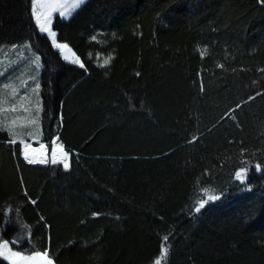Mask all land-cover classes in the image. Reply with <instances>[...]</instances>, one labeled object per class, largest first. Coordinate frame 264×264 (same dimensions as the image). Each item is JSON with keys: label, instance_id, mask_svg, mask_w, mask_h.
<instances>
[{"label": "trees", "instance_id": "1", "mask_svg": "<svg viewBox=\"0 0 264 264\" xmlns=\"http://www.w3.org/2000/svg\"><path fill=\"white\" fill-rule=\"evenodd\" d=\"M51 29L84 68L39 32L31 0H0V54L28 44L41 63L0 56V98L40 84L31 112L0 113V241L54 264H264V4L86 0ZM37 99L38 141L51 153L59 137L68 170L8 143L5 116L23 124ZM205 188L221 199L197 213Z\"/></svg>", "mask_w": 264, "mask_h": 264}, {"label": "snow or ice", "instance_id": "2", "mask_svg": "<svg viewBox=\"0 0 264 264\" xmlns=\"http://www.w3.org/2000/svg\"><path fill=\"white\" fill-rule=\"evenodd\" d=\"M86 2V0H72V3L74 4L73 11L76 8H79L81 5H83ZM261 4H264V0H260ZM67 9V3L66 0H31V17L35 21V25L39 29L40 33H47V36L51 38V43L53 48H57L60 50V54L63 57L64 60L69 61L72 64H78L81 68H84L85 65L80 61L78 57H76L74 54L70 57L68 54H66L67 50L68 52H71V49L68 48L67 44L64 43H58L57 42V34L52 31L50 28V25L52 23V17L53 14L58 12L60 17L67 19L69 16V12L66 11ZM15 47V46H14ZM27 47V45L25 46ZM203 56V53H201ZM111 57H109L107 60L104 61L105 64L109 62ZM36 68L37 71L39 70V57L36 58ZM218 67H222V65H217ZM260 71H264V69H261ZM2 74V73H0ZM33 81L35 82V87L32 89L33 93L37 94L39 96V90H40V84L36 80V77H32ZM4 88L11 89V98L15 99L18 95V91L15 87L5 84ZM203 91V87L201 88ZM261 93H257V95H260ZM249 99H254V97H249ZM9 103V97L8 94L5 93V96L3 98H0V113H9V112H16L19 109H22L25 112H31L32 108L27 106L31 104V101L28 99L27 96H20L19 101L17 103L12 104L11 107H4L3 105ZM239 105H237V108ZM42 112V107L40 106V101L37 99L36 106H35V116L29 117L27 120V123L30 125L35 126V131L28 133L29 136H35V135H41V129H40V113ZM235 119V117H232ZM5 124H6V131L10 137L8 140V143L10 144H16L17 143V137H19V144L22 145V155L23 159L30 165L35 164H46L48 163V160L46 158V147L43 143L40 144L39 148H33L31 144L27 143L25 141L24 132L18 131L17 129H23L24 125L20 124L18 119H12L10 123H7V116H5ZM243 151V150H242ZM51 163L53 165H56L57 163H62L65 170L69 169V153L65 151L64 145L59 143V137L52 140L51 144ZM243 163V161H242ZM255 169L257 172H262L264 169H262V166L258 163L255 165ZM247 175H248V169L241 167L238 168L235 171V177L234 179L236 181H239L241 184H245L247 181ZM247 190H251L248 188ZM203 192L206 196V199H201L197 201V206L195 207L194 211L199 213L201 209L205 208V205L209 202H215L221 197L219 195L209 194V191L207 188L203 189ZM25 196H27V192L24 193ZM33 204L36 203V201H32ZM98 215L97 213H93V216ZM43 219V217H41ZM168 237H165V240H167ZM18 241H8V240H2L0 241V260L3 262H7V264H54L53 258L50 257L49 251H32L31 254H26L25 252H22L20 250H13V247H10L11 245H16ZM168 253V249L161 247V255L166 256ZM154 264H161V260L157 259L155 260Z\"/></svg>", "mask_w": 264, "mask_h": 264}, {"label": "rangeland", "instance_id": "3", "mask_svg": "<svg viewBox=\"0 0 264 264\" xmlns=\"http://www.w3.org/2000/svg\"><path fill=\"white\" fill-rule=\"evenodd\" d=\"M66 3H67V9H66V11H68L69 12V16H68V18L71 16V14L77 9H75L74 11H73V8H74V4L72 3V0H66ZM55 15H58L59 17H60V15H59V13L58 12H56V13H54L53 14V17L55 16ZM53 17H52V19H53ZM62 20H67V19H64V18H62V17H60ZM35 22V21H34ZM50 28H51V25H50ZM39 30V29H38ZM42 34H44V35H46V37L49 39V41L51 42V38H49L48 36H47V33H42ZM52 44V43H51ZM27 45V47H25ZM58 52H59V54H60V50L59 49H57V48H55ZM7 53H8V55L9 56H13V57H15L16 59H18L17 60V62L16 63H20V64H22V65H24L25 64V66L24 67H22V68H25L24 69V71L23 72H25V73H27L28 74V72L31 70V67H34V69H35V71H37V68H36V58L37 57H39V56H37L35 53H33L32 51H31V49H30V47H29V45L28 44H22V45H19V46H12V47H9L8 49H7ZM66 51V54H68L70 57L73 55L71 52H68L67 50H65ZM6 52H1V54H7ZM0 54V56H2ZM7 55V56H8ZM61 55V54H60ZM62 57V56H61ZM63 58V57H62ZM64 60V59H63ZM3 61V59H1L0 58V63ZM64 61H66V60H64ZM67 63H70L69 61H66ZM38 63H39V65L41 64L40 63V58H39V61H38ZM70 64H72V63H70ZM73 65H76V66H78V67H80L78 64H73ZM4 66H5V64H4ZM7 68V67H6ZM6 70V69H5ZM6 72V71H5ZM23 74V73H22ZM23 82V83H22ZM9 85H11V86H13V87H15L16 89H17V91H18V93H19V91H20V88H22L23 87V91H22V93H20L19 95L20 96H24L23 94L25 93V95H27V94H29L31 91H32V89H33V87H35V82L34 81H32L30 78H29V80H28V78L27 79H25L24 81L22 80H20V82L17 84V83H9ZM3 90H6L4 87L1 89V91H3ZM7 92H8V95H9V103H7V105H9L8 107H11L12 106V104H14V103H17L18 101H19V96H17L15 99H12L11 98V89H7ZM31 95V94H30ZM33 95H34V97H33ZM30 97V96H29ZM33 98H36V96H35V93L34 94H32L31 95V99H30V101L31 100H33ZM33 104H35V103H33ZM26 123H27V121L26 122H24L23 123V125H24V127H23V129H17L18 131H23L24 132V139H25V141L27 142V143H29V144H31L32 145V147L33 148H39L40 147V144H41V142H39L38 141V138H37V135H35V136H29L28 135V133H30V132H34L35 131V126H33L32 125V129H30V132H28L27 131V128H26ZM17 142H19V137H17ZM44 144V143H43ZM45 145V144H44ZM22 146V145H21ZM45 147H46V149H47V146L45 145ZM23 156V155H22ZM46 158H47V160H48V163H51V153L50 152H48V151H46ZM47 164V163H46ZM52 164V163H51ZM57 164H59V165H61L63 168H64V166H63V164L62 163H57ZM56 164V165H57ZM36 165H39V164H36ZM53 165V164H52ZM7 263V262H6Z\"/></svg>", "mask_w": 264, "mask_h": 264}]
</instances>
